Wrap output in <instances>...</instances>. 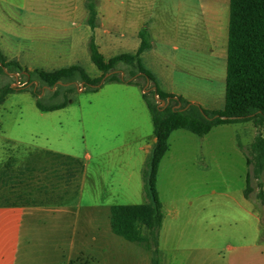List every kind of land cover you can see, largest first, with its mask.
<instances>
[{
    "label": "crops",
    "instance_id": "0c3cea01",
    "mask_svg": "<svg viewBox=\"0 0 264 264\" xmlns=\"http://www.w3.org/2000/svg\"><path fill=\"white\" fill-rule=\"evenodd\" d=\"M12 2L0 0V52L7 61L30 71L53 72L78 66L90 76L98 68L91 58L92 38L108 61L122 54H136L141 45L140 33L148 28L153 46L141 59L164 92L200 106L220 104L224 98L226 101L230 0H123L120 7L112 0H100L94 30L88 22V0H28L20 9ZM216 80L225 82L223 93L216 90ZM133 86L140 88L143 97L144 91L138 85L127 84L124 88ZM251 127L254 138L257 129L254 124ZM262 133L264 136V129ZM152 134L135 144L141 154L139 166H133L129 157L117 162L111 159V153L87 152L77 157L43 148L82 162L83 172H76L78 191L57 202L0 204V264H75L85 257L91 264H99L95 259L116 264L120 260L114 255L116 244L123 247L124 260L130 261L137 253L148 264L150 254L152 264V255L144 246L115 235L111 228V207L118 205L117 199L142 198L143 203L147 202L143 170L157 140L154 129ZM3 135L0 131V165L9 149L13 156L19 147ZM131 147H125L124 152L131 151ZM168 152L159 166V196L160 175ZM62 168L61 179L76 171ZM164 225L165 216L159 247ZM261 227L264 224L257 217L252 237L229 242L233 243L227 247L236 257L234 264H264Z\"/></svg>",
    "mask_w": 264,
    "mask_h": 264
},
{
    "label": "rangeland",
    "instance_id": "374dc122",
    "mask_svg": "<svg viewBox=\"0 0 264 264\" xmlns=\"http://www.w3.org/2000/svg\"><path fill=\"white\" fill-rule=\"evenodd\" d=\"M11 1L20 9L28 0ZM112 1L120 7L123 0ZM117 73L122 77V72ZM89 74L94 77L101 72L96 68ZM123 77L130 75L127 72ZM25 81L20 76L0 75V86L11 83L19 88L26 85ZM138 81L143 84V80ZM216 81V90L223 93L225 82ZM126 85L106 83L96 92L76 83L71 94L64 92L55 99L50 98L52 91L48 88H40L45 105L66 99L69 102L64 109L51 112L37 108L31 91L8 95L0 108V131L3 138L13 140L19 147L13 156L9 149L0 165V204L57 202L78 191L76 171L72 170L65 179L59 178L62 161L55 158L57 154L43 148L77 157H84L87 152L111 153V159L114 157L117 162L129 157L127 160L133 166H139L141 154L135 144L143 136H152L154 127L140 88H124ZM28 86L31 88L32 83ZM224 105L225 98L220 104L201 106L213 110L223 109ZM251 125L252 122L221 125L204 137L186 130L171 135L159 180L165 216L161 264H234L236 257L227 247L233 243L229 242L245 239L247 235L252 237L257 217L264 224L262 203L255 197V200L244 199L248 166L238 144L249 148L254 140ZM130 144L131 151L124 152ZM256 194L257 190L253 196ZM143 202L142 198H120L116 204ZM260 233L264 239V227ZM117 239L126 243L122 238ZM114 248L115 258L120 259L116 264H146L137 253L132 254L130 261L124 260L123 247L116 244ZM85 258L75 264H91ZM150 258L148 254V264ZM98 261L104 264L101 259H95V263Z\"/></svg>",
    "mask_w": 264,
    "mask_h": 264
},
{
    "label": "trees",
    "instance_id": "16d2710c",
    "mask_svg": "<svg viewBox=\"0 0 264 264\" xmlns=\"http://www.w3.org/2000/svg\"><path fill=\"white\" fill-rule=\"evenodd\" d=\"M97 5L96 0H88V22L93 30L98 24ZM140 39L141 45L136 54H122L107 61L92 38L91 58L102 72L98 78H91L78 66L53 72L30 71L15 61H7L0 52V75L18 74L26 79L24 87L14 88L11 83L0 86V108L8 95L25 90L31 91L37 108L42 112L67 107V99L61 103L45 105V97H40V88L43 87L52 91V99L58 98L64 92L71 94L76 88V83L83 84L86 90L92 91H97L111 82L135 84L143 91L147 90L143 98L151 113L157 139L143 170L144 190L148 202L112 206L111 228L115 235L149 250L152 253V264H161L159 239L164 211L157 182L159 166L169 150V138L174 131L186 130L204 137L213 128L221 125L252 122L257 128V133L249 148L244 149L238 144L248 166L244 196L246 199L255 197L264 205V0H230L226 101L222 110H207L164 92L156 78L144 67L141 59V55L153 46L148 28L141 31ZM112 72L114 73L104 84L99 86L104 77ZM117 72H128L130 78L121 77ZM139 79L143 80V84ZM29 83H32L31 88ZM147 84L149 88L145 89ZM168 100L170 102L167 107L159 103ZM179 104L181 107L177 108ZM55 158L61 160L68 170L74 168L79 175L83 172L84 165L78 159L60 154L55 155ZM256 190L257 194L253 196Z\"/></svg>",
    "mask_w": 264,
    "mask_h": 264
},
{
    "label": "water",
    "instance_id": "95a60500",
    "mask_svg": "<svg viewBox=\"0 0 264 264\" xmlns=\"http://www.w3.org/2000/svg\"><path fill=\"white\" fill-rule=\"evenodd\" d=\"M114 72H112V73H109V74H107L105 77H104V79L102 80V82H101V84L99 85V86H101V85H103L104 84V82L106 81V79L107 78H109L112 74H113ZM15 76H19V75H15ZM124 76V73H122V77ZM61 84V83H60ZM148 84L146 85V88L145 89H147L148 88ZM55 90V89H54ZM147 90H144V92H146ZM169 100L167 101V102H162V106H164V107H167L168 105H169ZM181 107V104H179V106H178V108H180ZM187 108H189V106L187 107ZM186 108V109H187ZM223 118H225V117H223Z\"/></svg>",
    "mask_w": 264,
    "mask_h": 264
}]
</instances>
